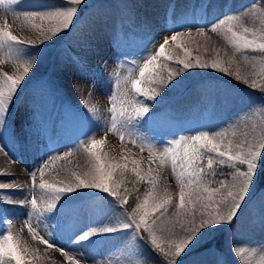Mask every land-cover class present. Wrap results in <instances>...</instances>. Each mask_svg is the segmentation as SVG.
Segmentation results:
<instances>
[{"label":"bare ground","instance_id":"bare-ground-1","mask_svg":"<svg viewBox=\"0 0 264 264\" xmlns=\"http://www.w3.org/2000/svg\"><path fill=\"white\" fill-rule=\"evenodd\" d=\"M84 2H88L92 8L89 7L91 10L85 14L69 37L72 49H78V54L70 50L72 55L66 54L67 57L64 54L59 57L56 49L73 30L75 19L72 26L60 32L58 37L40 43L43 39L40 30L33 28L32 24L19 14L43 13L55 7H67L69 6L67 0H19L15 5H7L0 0V27H5L7 21L6 30H10L26 43L35 42V47L16 46L14 54L19 59L36 56L33 69L25 78L10 108L6 133L0 135L2 149L0 183L13 185L0 189V224L6 226L23 246L28 247L31 256L41 264H69L61 249L82 257V264H132L129 261L128 250L132 248L131 255H134L138 251V244L134 237L126 232L127 230L103 233L91 237L88 241H76L78 235L91 228L114 227L123 219L105 193L95 189H81L68 194L58 203L55 212L46 214L38 221L40 235L55 245L52 248L39 237L34 239L29 233L25 222L30 206L8 202L31 199L30 174L36 171V180L39 183L41 176L37 168L45 163L48 167L45 169L43 180L58 186L73 182V174L85 177L94 170L93 157L91 161L73 147L72 141L76 136L82 140L87 137L83 135L81 126L76 124L79 115L75 109L71 111V103L87 100L91 103L97 98L87 95L85 81L80 80L79 69H75L71 64L78 56L85 59L88 65L94 62H97L98 66L105 65L108 71L113 67V63L123 56L119 47L125 45L128 38L136 39L138 42L136 33H140V38L154 36L162 31L163 27L171 25L175 14L181 10L182 24L191 19L193 28L196 21L203 26L214 24L217 19L227 16H237L239 17L237 23L259 29L264 27V12L259 13L251 6L245 5V0H84ZM138 20H142L143 23L139 24ZM36 23L42 22L37 20ZM50 23L54 22H43L45 28ZM185 40L193 56L199 55L209 62L214 59L234 60L232 66L245 75L260 72V66L264 63L260 59H249L256 51L237 53L221 31H204V35L201 36L194 29L191 37ZM21 48L25 52H20ZM176 56L179 55L174 53V57ZM174 65L170 71H178L181 67ZM19 71V62L15 58H9L7 46L0 48V74L7 72L9 75H16ZM216 72L213 69H189L172 80L166 88V95L173 97L177 94L180 98L172 108L173 115L170 119H181L178 117L179 114L197 109L205 116L203 119L205 121L212 117L217 118V128L211 135L217 132L224 133V137H217L218 139L224 138L226 142L227 139L247 138L258 142L260 133L264 131V98L259 96L255 98L254 93L249 90L235 87L241 85L235 79L234 85L224 82L215 83L207 88L206 83ZM178 125L182 127L183 122ZM66 152L71 154L65 157ZM57 156L62 158L52 159ZM17 185L20 187H16ZM156 192L160 197L166 196L160 190ZM36 195L39 196V189L36 190ZM176 213L167 212L162 219L166 227L176 223L173 232L182 235L179 221L183 216L175 215ZM32 223L36 225L37 222L33 219ZM224 227L211 231L207 236ZM263 230L264 192H261L239 216L233 230L226 237L227 253L235 254L236 248H243L245 257L250 258L251 264H259L263 247L259 238H262ZM207 236L195 246L202 243ZM123 237L125 241L117 244ZM247 238L251 240L245 242ZM115 242L116 244L107 251L101 246L97 247L100 243ZM236 257L238 263L243 264L241 258L237 255ZM185 264L221 263L214 250H208L191 258ZM231 264H235L234 261H231Z\"/></svg>","mask_w":264,"mask_h":264},{"label":"snow or ice","instance_id":"snow-or-ice-1","mask_svg":"<svg viewBox=\"0 0 264 264\" xmlns=\"http://www.w3.org/2000/svg\"><path fill=\"white\" fill-rule=\"evenodd\" d=\"M18 2L19 0H3V3L7 5H15ZM67 3L69 5L67 7H55L47 12H25L19 15L31 23L33 28L40 30L43 37L40 43H44L52 41L60 32L72 26L78 8L84 0H67ZM255 7L253 5V8ZM261 11H264V8ZM238 19L237 16H227L208 27L213 32H223L224 38L237 53L242 54L251 50L264 54V27L257 29L244 26L237 23ZM37 20L42 23H36ZM45 21L54 23H50L45 28L43 24ZM7 28V21H5V27H0V48L7 46L9 58H15L19 62L20 71L16 75H9L7 72L0 74V135L6 133L10 108L18 95V90L21 89L25 78L29 76L36 63V56L30 59H19L14 54L16 46L35 47V42L26 43L10 30H6ZM197 32L201 36L204 35V27H198ZM180 37L190 38L191 29L183 27V30L176 31L170 37L171 42L183 51V57H173L169 54L166 50L169 38L166 37L154 52H149L143 58L138 71L135 67L136 62H133L134 67L130 68L128 74L123 77V91L120 90L121 79L117 76L115 80L117 90L109 98L111 119L109 126L103 130L105 133L112 132L118 135L122 142L127 136L128 142L138 146L141 153L147 150L149 167L146 172L142 170L141 160L131 159L129 162V159L125 157L122 163L110 161L105 153L99 151L104 141L94 136L88 138L86 142H81L95 161L94 170L85 177L73 174V182L58 186L43 180L48 164L39 166L37 168L41 176L39 183L36 180V171L30 174L31 199L8 201L30 206L25 223L34 239L39 237L49 248L55 247L53 243L40 235L38 221L46 214L55 212L63 197L81 189H95L112 197L118 203L123 219L114 227L91 228L78 235L77 242L88 241L91 237L103 233L131 230L134 237L143 240L153 252L163 257L165 264H178L179 258L191 251V248L211 231L234 223L241 205L250 195V190L259 178L261 169L264 168V131L260 133L258 142L247 138L227 139L225 142L224 138H217L224 137V133L217 132L215 135H209L208 131L201 130L195 135H180L178 138L167 141L162 150H158L154 137L139 129L158 124V115L149 114L150 107L146 101H156L160 91L168 88L172 80L187 70L213 69L234 76L237 80H243L254 89L259 87L260 91L264 92V63L260 66L259 83L255 76L250 81L249 77H242L239 71L230 70L234 60L214 59L209 62L199 55L193 56L186 42ZM244 58L247 59L246 56ZM163 62L175 63L181 67L178 71H169L165 79L161 75V69L167 65ZM152 85H156L160 91ZM88 111L95 114L98 109L91 107ZM70 154L66 152L64 156ZM61 158L57 156L52 159ZM168 162L171 163L174 178L180 187L175 201L172 196L160 197L156 192L158 176L154 172H158ZM153 164H156V168L152 167ZM219 166H226L231 171L226 175L223 172L218 173ZM218 175L223 178L213 181L212 183L216 186H211L209 178ZM142 183L148 187L142 196H136L132 206L128 202V197L133 191L139 192L138 185ZM10 187L13 185L0 183V189ZM37 189H39V196L36 195ZM169 207L178 210L175 215L183 216V219L179 221L182 235L173 232L176 223L166 227L162 219ZM197 217H199L198 220ZM33 219L36 220V225H33ZM61 252L67 257L69 264H82V257L69 254L63 249ZM132 253L133 249L129 248L128 255ZM235 254L241 258L243 264H251L250 258L245 257L243 248H236ZM31 255L28 247L23 246L11 232L0 238V264H33V260L29 258ZM259 264H264V256L260 257Z\"/></svg>","mask_w":264,"mask_h":264},{"label":"rangeland","instance_id":"rangeland-1","mask_svg":"<svg viewBox=\"0 0 264 264\" xmlns=\"http://www.w3.org/2000/svg\"><path fill=\"white\" fill-rule=\"evenodd\" d=\"M245 5H249L253 8V5L256 7L253 8L256 11H261L262 8H264V0H254L252 3L250 0H245ZM115 4V3H114ZM237 6V5H236ZM235 6V7H236ZM83 7H91L88 2H84L79 8L75 19V24L73 27V30L71 33L64 39V41L57 47L56 52L59 55V57L67 56L66 54H71L70 50H73L70 43H69V37L79 24V22L82 21L85 14L88 13V11L91 10V8L87 11H84V14H81V10ZM219 19H217L214 23L218 22ZM139 24H142V20H138ZM196 26L193 28L192 24H188L185 26H181L177 28L176 30H173L169 32L168 35H163V37H158V34H155L152 36H146L141 39L139 42H137L136 47H132L131 51H128L126 55L119 57L114 63L113 67L111 69H108V71L105 69V65L98 66L99 64L97 62H94L90 65H88V62L81 58L79 60H75L73 64V67L79 69V76L80 80L85 81L86 86V92L88 96H94L97 99L95 101L89 102L82 101L77 103H71V111L73 112L74 109L77 112L79 109H83L84 113H80V115L77 117V125L81 126V130L83 135H85L87 138L81 139L80 137H75L73 139V147H75L77 150H79L87 159L93 160L92 156L85 150L82 141H87L88 138L93 137L96 139L103 140L104 143L99 147V151L102 153H105L107 155V158L112 162H124V158L127 157L129 159V162L131 159H137L141 160V167L142 170L146 172L147 168L149 167V157L148 152L145 150L141 153L140 148L138 146H134L131 143L128 142V137H125V140L122 142L118 135L107 132L103 129L107 128L110 123L111 119V113L109 111L111 107L110 102V96L113 94L114 91H116V84L115 80L117 76L121 79V86L120 90L123 91V77L128 74V70L130 68H133V62H136L135 67L138 71V66L142 64L143 58L146 57L149 52H154L155 49L159 47L161 43H163L164 39L167 37L169 38V45H166V50L169 52L170 55L174 57V53H177L180 57H183L184 53L183 51L176 47L173 42H171L170 37L173 35L176 31L183 30V27H188L191 29V35L193 34V30L201 26V24H198L197 21L195 22ZM209 25L204 24V31L211 32ZM136 35H140V33H136ZM187 37H180L181 40H184L186 42V45L188 42L185 40ZM128 45H132V42H128ZM78 51V49H76ZM20 52H25L23 48L19 50ZM72 55V54H71ZM67 56V57H68ZM237 58L241 59L239 56H236ZM260 59L264 62V54L256 51L253 52L252 55L249 56V59ZM167 66L162 67L161 69V75L167 79L168 72L171 68H174L175 63L171 62H163ZM231 71H238L235 66H232L230 69ZM240 73V72H239ZM242 77H249V80L251 81V78L255 76L257 78V82L259 83L260 77L259 72L250 73V74H242L240 73ZM211 80H209L207 84V88L213 86L215 83H230L233 84V80L235 79L234 76H229L224 73H221L217 71L215 74H212ZM240 86H235L240 89L249 90L250 92L254 93V96H259L260 98H264V92L260 91L258 88H252L249 86V84H245L243 80H237L235 79ZM51 84V81H49ZM235 83V82H234ZM153 88H156L157 91H160L159 88H157L156 85H152ZM253 96V98H254ZM140 99H144L143 97H139ZM180 96L177 94H174L173 97H169L166 95V89H163V91H160V95L157 96L156 101H146V103L150 107V113L151 114H157L158 115V124L157 126H147L145 129H139L141 131H145L147 135L154 137L155 142L158 145V150H162V147L167 141H170L172 139L178 138L180 135H195L198 134L199 131L204 130L208 131L209 135L212 134L213 130L217 128L218 121L217 118H210L209 121H205L204 115H201L200 112L196 110H189L188 113L185 112L183 114H179L178 117L174 120L170 119V116L173 115L172 108L174 107L175 103L179 100ZM64 104V103H63ZM62 104V105H63ZM94 107L98 109V111L94 114L92 112H89L88 109ZM188 109V108H187ZM74 114V113H73ZM210 117V115H208ZM87 117V118H86ZM183 118V119H182ZM183 122V126L180 127L178 124ZM138 128V126H135ZM153 168H156V164L152 165ZM220 168V169H219ZM217 168V172H223L225 175L230 172L231 170L228 169L226 166H219ZM264 168L261 169L260 173H262ZM259 178L255 181L252 189L250 190V195L246 198L245 202L241 206V209L239 210L237 217L234 220V223L230 226H225L222 230L214 232L213 234L207 236V238L197 246L191 249V251H188L186 255H182L179 260L178 264H185L188 260L191 258L203 254L207 252L208 250H214L215 255L217 256V259L220 260L221 264H231V261H234L235 264H239L237 261V257L235 254H229L227 253L225 247H226V237L228 236L229 232L233 230V226L236 224L239 216L243 213V211L249 206V204L255 199L258 193L264 192V182H261L260 180V174ZM155 175L158 176V185L156 188L157 190H160L164 192L168 196H172L174 201L178 197V193L180 190L179 184L176 182L174 178V174L171 169V163L168 162L166 166H164L162 169H160L158 172H154ZM223 177L217 176V177H210V185L216 186L214 183H212L215 180L221 179ZM131 187V185H128ZM148 186L146 184H139L138 188H143L145 191ZM143 191V192H144ZM142 192V193H143ZM133 193H136L135 195H141L142 193L137 194L136 191H133ZM132 193V195H133ZM106 194V193H105ZM107 195V194H106ZM108 196V195H107ZM109 197V202H111L114 207L121 213L118 203H116L112 197ZM134 206V204H133ZM178 210L174 207H169L167 212H172ZM183 211V210H181ZM166 212V213H167ZM122 215V213H121ZM1 221V217H0ZM9 229L6 226H2L0 224V238H3V236L7 235L9 233ZM127 233H129L131 236H133L131 230H127ZM255 236V235H254ZM134 237V236H133ZM259 236H257L258 238ZM134 239L137 241L138 244V251L134 255H129V261L132 264H165L164 258L158 255L157 253L153 252L149 245H147L143 240L139 239L138 237H134ZM262 241V251L261 256H264V230L262 238L260 237L259 240ZM251 239L247 238L245 242L250 241ZM124 237L120 238L117 244L120 242H124ZM113 243H100L97 245V247L101 246L104 251L110 250L114 245ZM241 246H243L241 244ZM32 257L33 264H41L39 260ZM230 260V261H229Z\"/></svg>","mask_w":264,"mask_h":264},{"label":"trees","instance_id":"trees-1","mask_svg":"<svg viewBox=\"0 0 264 264\" xmlns=\"http://www.w3.org/2000/svg\"><path fill=\"white\" fill-rule=\"evenodd\" d=\"M150 115H152L151 113H149ZM217 168H219V167H217ZM220 169V168H219ZM261 175H260V181L261 182H264V169H263V171H262V173H260ZM144 190H143V188H140L139 189V192H137V194H139V193H142ZM136 193H133V195H130L129 197H128V202H129V204L130 205H132L133 206V204H134V202H135V199H136V195H135Z\"/></svg>","mask_w":264,"mask_h":264}]
</instances>
